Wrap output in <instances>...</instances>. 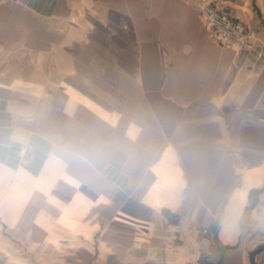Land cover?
I'll return each instance as SVG.
<instances>
[{
    "label": "crops",
    "instance_id": "1",
    "mask_svg": "<svg viewBox=\"0 0 264 264\" xmlns=\"http://www.w3.org/2000/svg\"><path fill=\"white\" fill-rule=\"evenodd\" d=\"M0 264H264V0H0Z\"/></svg>",
    "mask_w": 264,
    "mask_h": 264
},
{
    "label": "built area",
    "instance_id": "2",
    "mask_svg": "<svg viewBox=\"0 0 264 264\" xmlns=\"http://www.w3.org/2000/svg\"><path fill=\"white\" fill-rule=\"evenodd\" d=\"M205 23L210 36L225 47L244 48L255 41V33L240 18L234 16L225 6L208 4L203 8ZM170 238L176 245H186V257L192 258L195 249L188 244L187 237L179 223L168 224ZM207 232V229H204ZM211 253L206 258L209 260Z\"/></svg>",
    "mask_w": 264,
    "mask_h": 264
}]
</instances>
